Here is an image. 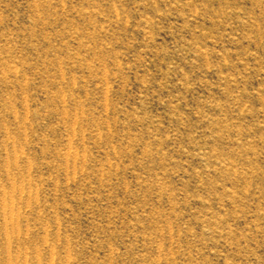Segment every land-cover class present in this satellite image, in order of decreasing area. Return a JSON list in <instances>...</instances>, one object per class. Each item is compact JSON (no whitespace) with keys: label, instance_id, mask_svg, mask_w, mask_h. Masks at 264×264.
I'll use <instances>...</instances> for the list:
<instances>
[{"label":"rangeland","instance_id":"374dc122","mask_svg":"<svg viewBox=\"0 0 264 264\" xmlns=\"http://www.w3.org/2000/svg\"><path fill=\"white\" fill-rule=\"evenodd\" d=\"M0 264H264V0H0Z\"/></svg>","mask_w":264,"mask_h":264}]
</instances>
